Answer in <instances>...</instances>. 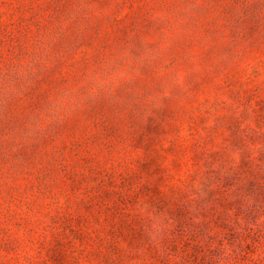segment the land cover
I'll list each match as a JSON object with an SVG mask.
<instances>
[{"label":"rangeland","instance_id":"obj_1","mask_svg":"<svg viewBox=\"0 0 264 264\" xmlns=\"http://www.w3.org/2000/svg\"><path fill=\"white\" fill-rule=\"evenodd\" d=\"M204 1L0 0V264H264V18L226 49L220 18L264 0L184 31ZM40 36L101 103L35 151L11 127L55 91Z\"/></svg>","mask_w":264,"mask_h":264},{"label":"trees","instance_id":"obj_2","mask_svg":"<svg viewBox=\"0 0 264 264\" xmlns=\"http://www.w3.org/2000/svg\"><path fill=\"white\" fill-rule=\"evenodd\" d=\"M239 1L235 0L232 3V7L239 8ZM214 2H218V0H205L185 10L182 18L178 20L182 29L188 31L201 22V18L206 17L208 14L207 10L212 7ZM241 5L250 9L251 2L247 0V2H241ZM229 12L220 15L221 19H226L225 29L229 31L228 40L223 44L225 49L242 40L253 43L260 37L259 31H256V29L262 25L261 19L264 18L262 17L264 14L255 16V24L247 27L249 15L237 11ZM60 35H64L63 43H66L69 34L60 33ZM48 40L49 38L46 36L38 38L40 47L31 57L29 81L37 82L41 77L50 79L55 91L44 92L45 95L42 98L34 100L33 110L26 115H22V120H19L16 125L11 127V132L17 138L14 142L22 147H33L35 151L58 140L68 130L70 125L77 124V118L80 115H93L101 103L99 97L85 85V82H90L92 78L81 79L87 75L81 71L76 73V66H74V72L76 73L74 82L69 76L56 75L62 72L66 63L65 57L73 52L74 46H70L61 54L53 56L51 54L53 47L48 43ZM73 42L74 40L72 42L70 40V43ZM7 67L10 71L11 66ZM2 75L3 72L0 69V91L2 88ZM1 114L2 112L0 111V116Z\"/></svg>","mask_w":264,"mask_h":264}]
</instances>
